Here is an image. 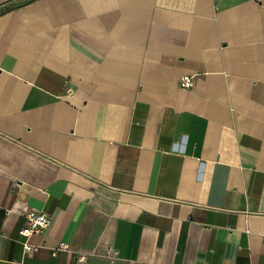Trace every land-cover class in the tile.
I'll list each match as a JSON object with an SVG mask.
<instances>
[{"label":"crops","instance_id":"0c3cea01","mask_svg":"<svg viewBox=\"0 0 264 264\" xmlns=\"http://www.w3.org/2000/svg\"><path fill=\"white\" fill-rule=\"evenodd\" d=\"M0 264H264V0H0Z\"/></svg>","mask_w":264,"mask_h":264},{"label":"built area","instance_id":"2783aa9c","mask_svg":"<svg viewBox=\"0 0 264 264\" xmlns=\"http://www.w3.org/2000/svg\"><path fill=\"white\" fill-rule=\"evenodd\" d=\"M196 76L195 75H184L180 81L182 87L192 88L195 85ZM52 221V215L43 210H31L26 214V223L20 230V234L23 236L24 247L27 251L36 249V246L30 242V238L37 234L43 232ZM59 249H70V245L66 242L61 243ZM77 260L81 263L87 261V255L85 253H78Z\"/></svg>","mask_w":264,"mask_h":264}]
</instances>
